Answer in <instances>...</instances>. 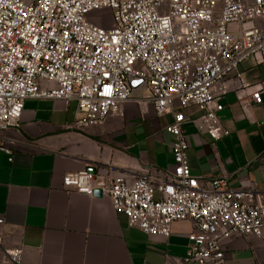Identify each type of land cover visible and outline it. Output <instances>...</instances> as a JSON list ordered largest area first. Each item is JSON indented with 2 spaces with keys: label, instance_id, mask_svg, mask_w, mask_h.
Wrapping results in <instances>:
<instances>
[{
  "label": "built area",
  "instance_id": "2783aa9c",
  "mask_svg": "<svg viewBox=\"0 0 264 264\" xmlns=\"http://www.w3.org/2000/svg\"><path fill=\"white\" fill-rule=\"evenodd\" d=\"M248 61L264 62V0H0V125L18 126L26 100H56L75 102L80 127L97 126L145 92L157 117H172V173L128 184L88 166L66 175L63 191H99L147 236L167 238L174 222L189 220L182 262L225 264L226 240L262 236L264 194L194 177L182 130L190 124L213 141L228 135L217 98ZM189 107L199 116L186 118ZM0 249L6 264H22L21 248Z\"/></svg>",
  "mask_w": 264,
  "mask_h": 264
},
{
  "label": "crops",
  "instance_id": "0c3cea01",
  "mask_svg": "<svg viewBox=\"0 0 264 264\" xmlns=\"http://www.w3.org/2000/svg\"><path fill=\"white\" fill-rule=\"evenodd\" d=\"M230 76L217 113L226 137L213 141L190 124L183 127L191 174L222 178L229 189L264 194V62L248 61ZM241 81L245 86L241 85ZM145 92L101 125L80 127L75 102L26 100L18 126L0 125V248L22 249V264H184L191 221L174 222L169 237L147 236L127 225L108 199L66 194L68 174L94 166L111 180L131 184L140 176L172 173L171 115L157 117ZM196 118L194 107L181 110ZM225 264H264L260 238L224 242ZM0 264H6L0 249ZM196 264V263H186Z\"/></svg>",
  "mask_w": 264,
  "mask_h": 264
},
{
  "label": "rangeland",
  "instance_id": "374dc122",
  "mask_svg": "<svg viewBox=\"0 0 264 264\" xmlns=\"http://www.w3.org/2000/svg\"><path fill=\"white\" fill-rule=\"evenodd\" d=\"M95 15L100 16V19L98 20V23H100L101 25L108 26L110 24V17H109V15L107 13L98 12Z\"/></svg>",
  "mask_w": 264,
  "mask_h": 264
},
{
  "label": "water",
  "instance_id": "95a60500",
  "mask_svg": "<svg viewBox=\"0 0 264 264\" xmlns=\"http://www.w3.org/2000/svg\"><path fill=\"white\" fill-rule=\"evenodd\" d=\"M94 195H95V197H100V192H99V191H96V192L94 193Z\"/></svg>",
  "mask_w": 264,
  "mask_h": 264
}]
</instances>
